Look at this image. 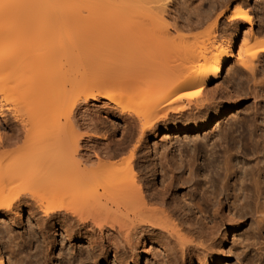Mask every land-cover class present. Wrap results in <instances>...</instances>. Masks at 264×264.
Wrapping results in <instances>:
<instances>
[{
	"label": "bare ground",
	"instance_id": "1",
	"mask_svg": "<svg viewBox=\"0 0 264 264\" xmlns=\"http://www.w3.org/2000/svg\"><path fill=\"white\" fill-rule=\"evenodd\" d=\"M79 1V5L78 1L74 3L77 8L68 9L60 0H0V116L11 127L10 133L0 134V217L31 212L44 242L49 229L62 227L71 243L84 242L87 256L79 257L83 264H141L144 256L148 258L150 254L149 245L163 251V264H219L223 261L220 253L227 254L225 246L232 225L250 213L256 216L259 235L263 237L259 261L264 264V106L255 118L242 117L238 122L242 123L244 144L241 152L238 149L234 153V128L226 127L220 132L222 124L218 123L228 108L216 102L220 97H214L218 94L214 92L223 89L219 82L225 70L233 71L230 73L237 75L236 80L247 81L245 95L250 93L257 98L264 90V80L258 78L264 66V29H257L254 12L248 9L249 0L237 1L238 9L234 7L232 14L229 12L233 0L211 1V6L214 4L208 12L196 13L200 24H192V28L214 22L212 31L201 37L195 48L187 47L188 51L177 54V59L171 57L175 60H164L163 64L151 57L152 64L147 62L151 64V80L143 83L140 73L144 75V71L131 72L133 76L128 73L131 80L121 81L112 79L113 74L99 73L97 65L102 61L97 56L98 47L103 46V39L111 40L108 34L116 36L115 30L106 29L111 32L108 34L103 31L106 38L99 36L102 30L95 28L97 24H86L83 18L88 7L81 10L85 2ZM171 1L103 0L105 14L100 16L123 20L148 17L151 24L160 25L171 18L167 11ZM28 15L33 19H27ZM223 19L235 32L246 30L238 46V35L218 34ZM140 29L149 35L150 31ZM151 37L152 41L154 36ZM125 59V65H129L136 58L128 62ZM224 92L227 102L233 96L236 101L242 97L232 96L225 87ZM91 103L93 115L89 110ZM111 111L120 114L128 128L119 141L108 131H101L102 112ZM214 124L221 134L215 137L211 149L206 145L200 150L196 145L194 152L191 150L194 154L180 155L179 169L185 167L189 174L186 179L182 176L183 184L197 178H219L220 189L210 193L205 190L200 204L193 192L183 197L184 202H191L187 206L172 205L171 187L177 180L174 171L179 169L171 166V181L166 179L169 185L163 189L151 186L150 191L148 180L137 172V156L148 133L153 136L165 127L177 136L182 132L201 136ZM202 151L213 160L217 156L218 163L213 165L208 160L197 171L193 165ZM235 160L239 163L235 164ZM165 171L162 170L164 175ZM232 178H236L234 184L230 183ZM207 179L205 185L213 183ZM24 186L33 193L31 197H22L20 190ZM194 191L199 193L198 189ZM226 209L228 213L221 215ZM216 238L220 239V251L207 245ZM11 260L0 248V264H14Z\"/></svg>",
	"mask_w": 264,
	"mask_h": 264
},
{
	"label": "rangeland",
	"instance_id": "2",
	"mask_svg": "<svg viewBox=\"0 0 264 264\" xmlns=\"http://www.w3.org/2000/svg\"><path fill=\"white\" fill-rule=\"evenodd\" d=\"M36 1H38L39 3H42V2H48L49 0H35V2ZM77 1L76 0H60V2L63 5L64 4L67 5L66 7L68 9L77 8V6L75 7L76 2H77L76 5H79V2H80L79 0H77ZM99 1H101V0H84L85 5H84V8L81 10H84L88 7V9H86L87 12L90 11L89 14L92 13L93 16L90 15V17H89V14L87 12L85 14L84 11H86V10H84V11H82V12H84V15H85V17L83 15V17H84L83 19L85 20L87 25H91V24L96 25L97 24L98 26L96 25L97 27H95V28L96 29L99 28V30H102L101 32H98L99 36H102V38L108 37V36H104V34H103V31L106 32V29H107V31L112 30V28L115 30L116 36L112 35L113 33L108 34L111 32H108V33L106 32L108 35H110L109 37H111V40L108 41L106 39H103L104 42L100 40L101 42L100 41L99 42H100V44L103 43V46H102V44L101 45L99 44L101 47L98 45L99 46L98 50L100 51L99 52L100 54L97 53L98 58L102 61V63L99 61L98 65H97L99 73H101V74L103 73L104 75L109 74L110 76L113 74L115 77L113 76L112 79H115V81H121L120 79L123 80L124 78H125L124 80H126V79L131 80L127 74L128 73L130 75H132L134 73L139 74V71H141V72L144 71L145 76L140 73V77L142 79L141 78H137V79L135 78L136 79L135 81H137L138 79H141V81L143 83V81H148V79L151 80V73H150L151 70L150 69H151V64H152L151 62H153L154 59H156L159 63H163L164 60L165 61H170V60L172 61V60L177 59L178 58L176 56L177 54H180L181 52L185 51V49H187V47L192 48L197 44V42H201L202 41L201 37L203 39V36H206L205 34L208 35V33L210 32L209 30L212 31V28H213L212 24H214V22L212 23V21H214V19H212V21H210V23H212V24H210V25H208L209 22H207L205 25H203L204 27L203 26L202 27H196V29L192 28L193 25L194 26L198 25L197 24V22H198L197 17H195L196 13L197 12L199 13V11L200 12L202 11L201 12L202 14H205L206 12H208L214 4V3H212V6H211V1L213 2L214 0H172L170 3L171 5H170L169 9H167L169 14L171 15L170 16L171 18H167V22L165 20V21H163V23H160V25H157L155 22H154V24L153 23L151 24V22H153V21H151V19H149L148 17H145V18L141 17L142 20L140 17L138 18L139 20H136L135 18L131 19V20L130 19L129 20H127V19L123 20V19H118V18L116 19V17L114 19L111 16L109 17L108 15H107L108 18L105 17L104 15L102 17V16H100V14L101 13L105 14V12H104L105 6H104L103 0H102V2H99ZM237 1H239V0H233V2L231 3L229 14H232L235 11L236 7L238 9L237 4H239V2L236 3ZM100 3H103V4L101 5ZM248 3H249L248 9H251L254 12V17H256L257 29H260V30L264 29V26H263L264 25V0H249ZM136 4H138V3H136ZM142 4H144V3H142ZM139 5H140V3H139ZM145 6H148L147 8H149L151 5L149 6V5L145 4ZM188 8H189V10H188ZM96 14L97 15L99 14V16H97ZM29 17H30V15L27 16V19H33V17L32 18H29ZM99 17H101V18H99ZM104 17L106 19H104ZM93 18L94 19L97 18V19L94 20ZM102 18L104 19V22H103ZM109 18H111L112 20ZM89 19L90 20L93 19L94 21L93 20L90 21ZM145 19L147 21H145ZM89 22H90V24H89ZM144 23H149V24L146 25ZM164 23H166V24H164ZM161 24H162V26H161ZM94 25H93V27H94ZM152 25H153V27H152ZM130 26L132 28L136 27V29L138 26L141 29L142 28L147 29L148 31H150L149 35H147L148 34L147 32H146V34H145V32H142L144 30H141L140 28L139 29L141 31H139V29H137V31L134 32L133 30H136V29H131ZM227 26H228L227 19H223L220 23L218 34L220 33L219 35L222 36V35H224L225 32L226 33L230 32L229 34L232 33L236 36L238 35L237 40H236V46H238L239 43H241L240 41H242L244 33L246 32V30H244L242 28L240 32H235L233 30V28H230ZM103 27L105 28V30ZM108 27H110V29ZM130 29H131V32H134L135 36L133 33L130 32ZM114 30H112V32ZM96 32H97V30H96ZM106 33H105V35H106ZM123 34H125V35H123ZM151 34L156 39L155 42H153L154 38L151 41V38H152ZM130 37H132V38H130ZM98 40H99V38H98ZM97 43H98V41H97ZM252 43H254V42H252ZM191 48H189V50ZM96 49H97V47H96ZM94 51H95V49H94ZM187 51H188V49H187ZM96 52H98V51L96 50ZM102 52H103V56H101ZM127 53L129 54V56ZM137 53H138L139 58H137ZM126 54H127L128 58H127V56L125 57ZM181 54H183V53H181ZM93 57H95V56H93ZM151 57L154 58V59H152V61L150 59ZM171 57L175 58V59H172ZM129 58H131V59H129ZM133 58H136V59H133ZM123 59H125L126 62L132 61V59H133L135 64L132 62L131 63L129 62V65H127V63L125 65V62ZM140 59H141V61H140ZM149 60H150V62H149ZM233 60L234 59H232L231 61L235 63V60L234 61ZM94 62H96V61H94ZM97 62H98V60H97ZM137 62H140V63H137ZM147 62H149L151 64H149ZM99 64L102 66L101 68H100ZM105 64H106V67H105ZM109 64H111V65H109ZM140 64H142V65H140ZM153 64H155V62ZM262 64L264 65V62ZM137 65H139V66H137ZM125 66L126 67L129 66L131 69L128 67L126 68ZM135 66H137V67H135ZM145 66H146V69H144ZM142 67L144 70L140 69ZM132 68H134V69H132ZM138 68H139V70H138ZM108 69H110V70H108ZM227 69H228V67H227ZM260 69L262 71H260L261 74H259L258 78L260 79L259 81H261V80L263 81L264 80V72H263L264 66L263 67L261 66ZM132 70H135L136 72L135 71L133 72ZM104 71L105 72L108 71V72L104 73ZM147 71H149L150 75H148ZM131 72H132V74H131ZM230 72H233V71L225 70V72L222 76L223 78H221L222 81L220 80V82H219V83H222V84H220L221 86L224 85L223 89L222 90L220 89L221 91H219V89H218V92L217 91L214 92V94L218 93L214 97L215 98L220 97V98L219 99L213 98V99H215L217 103L220 101L219 103H221V107L228 108V110H227L228 113L224 116V118H221L218 121V123H220V125L222 124L221 128H220V132L223 131L226 127L227 128H229V127L234 128L233 129L234 141L232 143L233 144H234V142L236 143V145L235 144L233 145L234 147L235 146L237 147V148L235 147L236 149H234V153H236L238 151V149H240L238 152L242 151L241 147H243V144H244V141L242 140V135H241L243 132L242 123H238V122H241L243 118H249V119L255 118L257 111H261V113L264 111L263 110L264 109V107H263L264 106V97H263L264 96V90L261 92L262 94L260 93L261 96L254 94V95H256L257 98H255V96L253 97L252 94H250V93L245 95L244 92H248L247 81L243 79V83H244V81H246L243 84L242 81L239 79V78L242 79L241 76H238L239 80H236L237 75H234V73L232 75ZM125 73L127 76L125 75ZM145 73H147V74H145ZM122 75L126 76V77H123ZM116 77H117V79H116ZM119 77H121V78H119ZM228 78H230V79H228ZM132 80H134V79H132ZM232 80H233V82L235 81L234 83H236V84H234L232 82ZM138 81H140V80H138ZM239 81H240V83H237ZM235 85L237 87L240 85L239 88L241 90L243 88V92L240 91L239 88L236 90L237 87ZM215 86H213L212 88L215 89ZM262 86L264 88V85H262ZM224 87L229 89L230 93H232L231 94L232 96H233V94L235 95V97L238 96L239 94L242 95V97L239 98L240 100L238 99V101H236L235 98L233 99V97H234L233 96L232 97L233 100L231 99L232 101L228 100V102H227V99H224V97H226V96H224L225 92L223 93ZM220 92L222 93V95ZM236 93H238V94H236ZM210 95L212 96V94H210ZM211 96H209V99H212ZM246 96H249V97L244 98ZM159 97H161V96H159ZM93 104L94 103H91V105H89V110H90V112H92L91 113L92 115L94 114V111H93L94 106H92ZM81 107H86V104H82ZM262 107H263V109H262ZM102 115H103L102 116L103 120L100 123L101 124V126H100L101 131L103 133H105V131H108L109 134H112L113 137L117 141L124 138V135L127 133L128 128L125 125L126 124L125 121L120 117V114H117L116 112L113 113L111 111L109 113L108 112H102ZM233 117H235V118H233ZM237 117H238V119L240 118L239 121L237 120ZM125 131H126V133H125ZM10 132H11V127H10L9 121L8 120L6 121V119H4L3 117L0 116V134L10 133ZM220 132H219V129L216 128L215 124H214V126H211L209 129H207L204 133H202L201 136L200 135L197 136V134H195V133L185 135V133H183V132L179 133L177 136V134L171 132L170 130H168L165 127H162L156 133L158 135L155 134V135L151 136V132H149L148 133L149 135H147V138L145 140L144 146L141 147L142 149L140 150V153L137 156V161H138L137 172L139 173V177L143 178V176H144L146 181L148 180L147 184H148V188L150 191H151V186L153 188L163 189L164 188L163 186H165V185L168 186L169 181H171V178H170L171 172H169L171 166L174 170L179 169V164H180L179 161H181V157L186 155V154H194L193 152L195 150L196 145L199 147L200 150H202L204 148V146H206V145L208 148L211 149L210 145L216 142L215 137H217V138L220 137L219 136ZM235 139L237 140V142L235 141ZM208 141H210V142H208ZM205 143H207V144H205ZM202 153L200 154V156H198V157L196 156L195 164L193 163L194 164L193 168H195L197 171H199L203 166H205V164H207L210 160L212 161L213 165L218 163L217 162L218 159H216V158H218L217 156H215L216 158H214V160L215 159L216 160L214 161L213 158H211V157H210L211 159L209 158L208 152L206 153L205 151H202ZM180 155H181V157H180ZM177 161H178V163H177L178 168H176L177 167V165H176ZM238 163H239V160H238V162L235 160V164H238ZM181 164H182V162H181ZM168 165H169V167H168ZM183 166H184V164H183ZM180 168H181V166H180ZM184 168L185 167H183L182 170L179 169V171L178 170L174 171V172H176V174H175L176 178L175 179H177V180H174L175 184H173V187H171L172 188L171 189L172 190L171 191V200H170L171 203L173 202L174 204H177V205L179 204L180 206L181 205L185 206L186 204H189L191 202H187V203L184 202L185 199H183V197L188 193L195 192L194 193L195 196L197 195V201L196 202H199V204H200V202H202V197L206 192L205 190H208L210 193L214 189L215 190L220 189L221 184H220L219 178L218 179L217 178H208L207 179L204 177V178H200V179L197 178V180L193 183H189V184L181 183V182H183L182 181L183 177H184V179H186V177H188V175H189V174H187L188 172L185 173ZM162 170H164V171L167 170V172L165 171L167 173V177H165L166 173L164 175V172H162ZM206 172L209 173V171H206ZM206 172H205V174H207ZM162 177L164 178V180ZM166 179L167 180L170 179V180L167 181ZM180 179H181V181H180ZM206 179L212 180L214 184L209 183V184L205 185ZM235 180H236V178L235 179L232 178V180H230L231 181L230 183L234 184ZM26 189L28 190V188H26V186H24L21 190L19 188V190L22 191V193H21V195L23 194L22 197H28V196L31 197L33 195V193L30 191V189L28 191ZM196 189L199 190L198 194H196V191H194ZM24 190H25V192H24ZM224 200H226V198H224ZM173 203H172V205H174ZM34 212L35 211L33 210L32 213H34ZM225 212L228 213V209H226L224 212H221V215H224ZM217 218H218L217 221H219V222L222 220V217L220 218V216ZM256 220H257L256 216L249 213L245 218L242 219L241 222L237 223V225L236 224L232 225L234 227L232 228V231L230 233L228 243L225 246V251L227 252V254L225 255L222 252L224 254L223 255L222 253L219 252L221 255V258H223V261L219 264H262L259 261V258H260V250L262 248L261 242H263V237L261 238V236L259 235L258 224H257ZM209 225L211 227L212 224L210 223ZM37 226H38L37 225V219H36L35 215L33 216V214H31V212L29 213L28 211H24L23 214H21V215L18 214V217L15 216V214H12L11 217H8V216L0 217V248L3 252H5L7 255L10 256V259H12L11 260L12 263H14V264H21V263L22 264H83L82 262H79L81 260L79 257L81 255H83L82 259H84L87 256V253H86L87 250H86V246L84 245V242L78 241V242H72L71 243V241L67 238V236H64L65 235L64 231H63L64 229L62 227H59L57 229H49L50 233L48 236V240H47V242L46 241L44 242V239L40 235L41 233H40L39 228ZM222 229H224V227ZM164 230H166V229H164ZM53 231L54 232L56 231L55 232L56 234ZM230 237L232 238V240ZM255 237H256V239H255ZM40 239H43V240H40ZM216 239H215V241L212 240V241L208 242L209 244H207V245H211L213 247V249L215 247L216 249H218L220 251V249H219L220 248V246H219L220 245L219 244L220 239L219 238H216ZM254 239L256 242L254 241ZM49 242L51 244H49ZM255 243H256V246H254ZM215 244L216 245L219 244L218 248ZM37 247H40L41 249L37 248ZM44 248H45V250H44ZM156 248H157L156 245H154V246L149 245L148 246L150 254L148 255V258H146V256H144L141 264H157V263L163 264V262L165 261L164 254L162 253L163 251H160V249H158V248L156 249ZM227 249H231L230 252H232V251L233 252L230 253L229 250H227ZM37 250L38 251L41 250L40 253ZM84 252H85V254H84ZM14 258H15V260H14ZM20 260L22 261L21 263H20ZM263 263H264V260H263Z\"/></svg>",
	"mask_w": 264,
	"mask_h": 264
}]
</instances>
